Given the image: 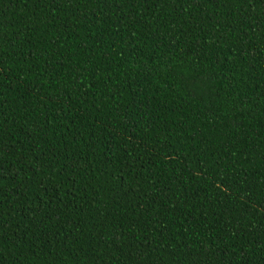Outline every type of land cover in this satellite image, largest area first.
I'll list each match as a JSON object with an SVG mask.
<instances>
[{
	"label": "trees",
	"instance_id": "obj_1",
	"mask_svg": "<svg viewBox=\"0 0 264 264\" xmlns=\"http://www.w3.org/2000/svg\"><path fill=\"white\" fill-rule=\"evenodd\" d=\"M0 264H264V0H0Z\"/></svg>",
	"mask_w": 264,
	"mask_h": 264
}]
</instances>
